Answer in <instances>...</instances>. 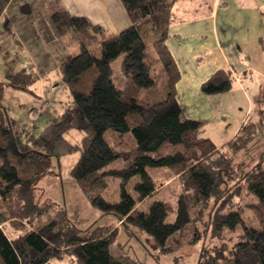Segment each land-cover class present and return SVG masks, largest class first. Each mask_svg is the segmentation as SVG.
Returning <instances> with one entry per match:
<instances>
[{"label": "trees", "instance_id": "16d2710c", "mask_svg": "<svg viewBox=\"0 0 264 264\" xmlns=\"http://www.w3.org/2000/svg\"><path fill=\"white\" fill-rule=\"evenodd\" d=\"M22 1L0 0V16L13 3L32 14L31 4ZM49 1L56 5L49 16L54 33L70 49L58 65L71 102L54 109L38 134L15 128L3 102L4 85L25 87L34 79L25 71L0 77V264H50L63 254L71 264H141L114 250L117 225L82 235L69 226L65 206L48 216L33 203L34 185L50 172L53 158L75 152L80 157L71 175L89 204L114 215L125 230L146 233L161 254L196 245L203 237L199 222L211 209L212 232L221 240L231 235V243L213 252L202 248L196 264H264V149L254 166L234 165L201 135L203 122L188 118L177 101L180 72L165 43L169 28L186 20L177 7H194L203 16L212 1L187 6L180 0H119L130 24L117 33L71 15L60 0ZM15 22L11 16L6 30ZM233 81L232 71L221 68L201 91L226 93ZM72 129L82 133L78 142L64 137ZM259 134L248 118L232 147L258 142ZM117 159L121 166H110ZM173 177L179 182L168 199L138 207ZM110 178L120 180L116 202L103 197ZM5 223L23 232L10 236Z\"/></svg>", "mask_w": 264, "mask_h": 264}, {"label": "rangeland", "instance_id": "374dc122", "mask_svg": "<svg viewBox=\"0 0 264 264\" xmlns=\"http://www.w3.org/2000/svg\"><path fill=\"white\" fill-rule=\"evenodd\" d=\"M23 2L31 4L32 14L22 13L19 9L20 3H13L8 5L0 16V77L3 78L6 73L23 71L32 76L34 81L25 87L5 83L3 102L7 108L8 118L15 128H26L38 134L49 119L56 114L54 109L60 112L71 102L70 92L62 81L58 65L70 49L64 47L49 21L50 14L56 10L54 3L49 0H24L21 4ZM180 10L183 11V7H180ZM11 16L16 17V22L12 29L7 31L6 22ZM183 18L186 20L180 23L188 21L186 11L183 13ZM76 52L73 50L71 53ZM206 97L210 96L206 95ZM256 102V116L260 126L256 125L260 131L261 140L250 141L246 147L239 149L232 147L234 139H223L225 141L222 146L220 145L221 148L217 145L227 157L231 158L234 165L244 161L245 164L254 166L264 149V93L257 94ZM239 114L240 112L233 111V124L230 122V125L225 127L219 122H212L208 130H201V135L228 138L237 127L235 122ZM248 118L253 119L254 116ZM213 128L215 131L212 130ZM64 137L71 142H78L82 133L72 129L67 131ZM79 157L80 152L62 155L59 158L54 157L50 172L35 183L33 203L46 210L45 215L56 216L61 207L65 206L69 226L78 230L82 235L87 234L96 226L117 225L119 234L114 250L141 264H196L202 248L213 252L222 242L231 243L228 239L231 235H227L224 240L214 235L210 227L213 212L208 209L199 222L203 237L196 245L185 246L167 255L161 254L146 233L134 227H126L125 230L114 215L102 214L89 204L71 175V170ZM110 166L118 168L121 166V161L117 159ZM178 182L177 177L165 181L157 194L141 202L138 207L145 209L146 205L155 199H168L172 190L178 186ZM119 183L120 180L117 178L109 179V186L103 194L107 201L116 202L120 199ZM248 214L249 212H246L245 217ZM4 228L10 236L23 232V230L13 229L9 223H5ZM128 230L130 233L127 232ZM71 261L69 255L63 254L60 259H55L50 264H71Z\"/></svg>", "mask_w": 264, "mask_h": 264}, {"label": "crops", "instance_id": "0c3cea01", "mask_svg": "<svg viewBox=\"0 0 264 264\" xmlns=\"http://www.w3.org/2000/svg\"><path fill=\"white\" fill-rule=\"evenodd\" d=\"M180 1L189 6L200 0ZM209 1L212 8L204 9L202 17L199 9L194 13V7L185 10L189 20L170 27L165 43L180 72L176 98L188 118L203 122L202 130H208L212 122L224 127L233 124L232 112H240L237 127L228 138L209 135L222 146L225 140L234 139L248 117L254 116L253 121L260 126L256 98L258 93H264V0ZM60 2L71 15L85 16L112 33L130 24L119 0ZM176 12L183 17L180 7ZM221 68L232 71L231 89L206 97L201 91L202 83Z\"/></svg>", "mask_w": 264, "mask_h": 264}]
</instances>
